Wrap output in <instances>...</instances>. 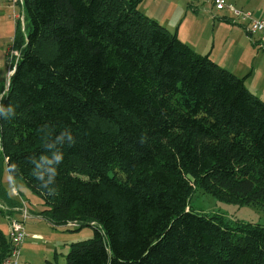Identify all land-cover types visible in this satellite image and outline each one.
Listing matches in <instances>:
<instances>
[{
	"label": "trees",
	"instance_id": "obj_1",
	"mask_svg": "<svg viewBox=\"0 0 264 264\" xmlns=\"http://www.w3.org/2000/svg\"><path fill=\"white\" fill-rule=\"evenodd\" d=\"M141 1L22 0L0 167L50 227L93 229L52 264H264V228L190 204L195 184L264 209V101ZM9 250L0 229V264Z\"/></svg>",
	"mask_w": 264,
	"mask_h": 264
},
{
	"label": "rangeland",
	"instance_id": "obj_2",
	"mask_svg": "<svg viewBox=\"0 0 264 264\" xmlns=\"http://www.w3.org/2000/svg\"><path fill=\"white\" fill-rule=\"evenodd\" d=\"M190 3L198 7L200 18L190 15L194 12L189 7ZM225 4V8L217 10L212 3L206 0H142L141 2V6L147 5L149 10L156 7L160 10L164 7L168 15L179 17L180 28L185 33L195 29L202 42L208 44L207 50L211 49V55L217 61L231 70L236 68L238 76L250 72L247 84L260 92L259 94L264 98V53L261 55L264 52V44L259 34L251 33L249 29L250 20L264 21V0H225ZM230 7L238 14L231 11ZM247 15L249 18L246 17ZM16 20L19 21L21 30H24L22 0H0V84H4L3 90L8 84L10 62H14L18 54V51L12 50L9 59L6 55L12 44ZM175 26L170 31H175ZM196 51H201V47H198ZM234 64H237V67ZM3 170L6 171L5 166ZM16 181V186L18 184L25 189V197L30 207L34 211L40 209V203H42L40 196L30 190L22 179ZM190 204L197 211L218 214L231 224L252 223L264 228L263 208L234 200L217 199L195 184H193ZM0 217L4 218L1 214ZM23 226L25 233L36 245L28 247L22 245L19 263L26 259L23 257L27 255V252H30L32 264H41V261L50 260L64 263L71 242L88 239L93 235V229L89 226L72 231L64 226L52 228L45 221H40L38 225L37 220H25ZM32 228H35L33 233H28ZM3 231L5 232V229ZM32 234H37V236L33 238ZM51 242L57 243L55 252L54 246L48 249Z\"/></svg>",
	"mask_w": 264,
	"mask_h": 264
},
{
	"label": "crops",
	"instance_id": "obj_3",
	"mask_svg": "<svg viewBox=\"0 0 264 264\" xmlns=\"http://www.w3.org/2000/svg\"><path fill=\"white\" fill-rule=\"evenodd\" d=\"M142 2V1H141ZM144 7V8H142ZM189 7L194 11L192 12V14H190L191 16H193L194 18H200V16L198 15L199 12H198V7L196 5H194L193 3H190L189 4ZM139 8L146 14H148L149 16L157 19L159 22H161L167 29H171L172 27L175 26V31L178 35V37L184 41L185 43H187L192 49H198V47H201V51H199L198 53H206L208 52L210 54V57L215 60L217 63H219L221 66L227 68V69H230L228 68V66L226 67V65L224 66V64L220 63L219 61L216 60V58L211 55V49L207 50V47H208V44H204L202 42V40L200 39V36L198 35V32L195 30V29H191L188 33H185L184 31L181 30L180 28V23L179 22V17L177 16H174V15H168L167 12H166V8L162 7L160 10L156 8H152V10H149L147 9V5H144V6H141V3L139 5ZM195 20V19H194ZM178 24V25H177ZM251 33H256V32H251ZM259 38L261 39L260 35H259ZM184 39V40H183ZM264 46V45H263ZM197 52V51H196ZM264 52L261 53V55H263ZM234 66L237 67V64H234ZM230 71H232L234 74L236 75H239L238 74V70L236 68H232V70L230 69ZM246 79H245V84L246 86L248 87V89L250 91H252L254 94H256L257 96H259V98H261L263 101H264V98L263 96H261V94H259L260 92H258L257 90H255L254 88H252L250 86V84L248 85L247 84V80L250 76V72L246 73ZM244 76V75H243ZM259 94V95H258ZM261 96V97H260ZM4 166L5 164H2L1 167H0V186L2 189L5 190V192L3 190H1L3 192V195H5L7 198L9 199H12V200H15V201H20L21 199H23L24 201H26L27 203V206H28V209H29V212H30V217L27 219V220H37V223L38 225L40 224V221H44L38 214L39 210L41 209H38L37 211H34L32 209V207H30V204L28 202V200L26 199V195H25V189H23L22 186L18 185L17 186L15 185L16 184V180H12L10 179L9 175H8V172L7 170L4 171ZM16 187V188H15ZM3 203V202H2ZM1 203V200H0V206H4L3 203ZM32 204V202H31ZM41 205V203H40ZM5 208V207H4ZM13 208V207H12ZM13 212L10 213V216L9 217H5L4 215H2L4 218H1L0 217V228L1 230L3 231L5 229V234L8 236V230H9V221L11 219H16L19 217V212L17 211V207H14L13 208ZM36 222V221H35ZM35 228H32L28 231V233H33ZM37 229V228H36ZM37 236V234H32V237L35 238ZM26 239L24 240L23 242V246L24 247H28V246H35L36 243L35 242H32V240L29 238L30 236L26 233ZM55 240V239H53ZM52 240V241H53ZM57 241V240H56ZM55 245L57 246V243L55 242H51L50 245L48 246V249H52L53 246H54V252H55ZM22 247V246H21ZM26 251V250H25ZM29 253L30 252H27V255H25L23 257L26 258L28 261H20L19 264H32V261L30 260L31 256H29ZM21 255V253H20ZM56 256H54V259ZM20 258V257H19ZM56 260H50V261H41V264H52V262H54ZM57 263H61L59 261H56Z\"/></svg>",
	"mask_w": 264,
	"mask_h": 264
},
{
	"label": "built area",
	"instance_id": "obj_4",
	"mask_svg": "<svg viewBox=\"0 0 264 264\" xmlns=\"http://www.w3.org/2000/svg\"><path fill=\"white\" fill-rule=\"evenodd\" d=\"M214 5L217 10L225 8V0H206ZM234 11L232 7L229 8ZM238 14L237 11H234ZM249 18V16H246ZM249 29L251 32H256L260 35L261 41L264 44V21L250 20ZM19 217L9 221L8 239L10 242V250L8 256L2 261L1 264H18L21 253V246L26 237L23 223L30 217V212L26 201L20 200V205L17 207Z\"/></svg>",
	"mask_w": 264,
	"mask_h": 264
},
{
	"label": "water",
	"instance_id": "obj_5",
	"mask_svg": "<svg viewBox=\"0 0 264 264\" xmlns=\"http://www.w3.org/2000/svg\"><path fill=\"white\" fill-rule=\"evenodd\" d=\"M11 72H12V71H10V72L8 73V75L11 74Z\"/></svg>",
	"mask_w": 264,
	"mask_h": 264
}]
</instances>
